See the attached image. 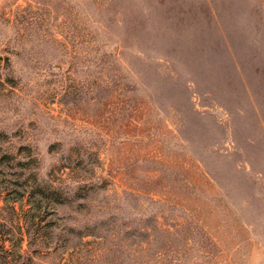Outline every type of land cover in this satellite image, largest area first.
<instances>
[{"label":"rangeland","instance_id":"rangeland-1","mask_svg":"<svg viewBox=\"0 0 264 264\" xmlns=\"http://www.w3.org/2000/svg\"><path fill=\"white\" fill-rule=\"evenodd\" d=\"M0 264H264V0H0Z\"/></svg>","mask_w":264,"mask_h":264}]
</instances>
